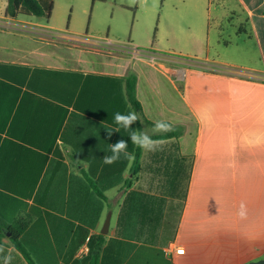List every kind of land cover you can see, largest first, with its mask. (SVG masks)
Segmentation results:
<instances>
[{
	"label": "crops",
	"instance_id": "0c3cea01",
	"mask_svg": "<svg viewBox=\"0 0 264 264\" xmlns=\"http://www.w3.org/2000/svg\"><path fill=\"white\" fill-rule=\"evenodd\" d=\"M166 4L185 12L178 16L183 30L207 36L195 48L206 55H194L201 62L158 43L134 59L126 44L50 36L53 28L33 19L42 17L0 16V28L19 23L31 35L18 47L0 38V217L9 227L29 221L19 241L30 259L10 232L0 235V245L17 250L12 264H88L89 244L103 235L107 217L111 259H130L146 246L161 249L169 264H203L190 259L189 247L198 245L190 215L223 212L228 246L251 249L215 264L264 257V69L209 57L212 39L226 48L227 38L252 39L258 24L264 27V0ZM170 34L177 35L175 26ZM129 75L137 77L143 109L132 128L163 139L160 151L145 152L128 131L116 132L113 114L134 111ZM157 120L173 125L172 138L152 133ZM120 139L134 162L122 157L105 165Z\"/></svg>",
	"mask_w": 264,
	"mask_h": 264
},
{
	"label": "rangeland",
	"instance_id": "374dc122",
	"mask_svg": "<svg viewBox=\"0 0 264 264\" xmlns=\"http://www.w3.org/2000/svg\"><path fill=\"white\" fill-rule=\"evenodd\" d=\"M7 4L8 0H0V16L5 15ZM184 13H175L172 5L166 4V0H148L146 3L142 0H54V9L49 19H33L45 25L49 24L53 28L50 30V36L58 34L78 40L83 38L92 41L91 43L95 41L107 44L111 41L112 45L109 46L112 48L133 43L144 49L158 43L166 52H182L186 56L181 58L201 62L194 55L201 54L202 58L206 55L204 52L199 53L195 48L204 47L207 36L200 39L199 36L183 30L186 24L180 21L178 16ZM21 17L26 18L23 15ZM22 26L16 23L9 29L0 28V38L9 39L11 47H18L20 41H26V38L31 36L24 33L30 30ZM172 26L177 29L176 36L170 34ZM258 29L257 33H253L252 39L236 40L234 36L227 38L231 46L226 48L223 44L220 47L215 45L216 39H212L209 57L228 64H240L249 69H264V27L258 24ZM23 35L27 37L24 38ZM83 39L80 40L86 42ZM28 43L31 42L28 40ZM185 45L192 46L197 53L184 50L181 46ZM190 216L194 217L191 226L198 235V245L189 247V252L192 253L190 259H199L203 264H215L226 259H242L251 249L228 246L225 212L218 215L208 213L200 217L192 214ZM108 219L109 217L106 222ZM261 260H264V257Z\"/></svg>",
	"mask_w": 264,
	"mask_h": 264
},
{
	"label": "trees",
	"instance_id": "16d2710c",
	"mask_svg": "<svg viewBox=\"0 0 264 264\" xmlns=\"http://www.w3.org/2000/svg\"><path fill=\"white\" fill-rule=\"evenodd\" d=\"M54 9V0H8L6 8V16L12 19H16L19 16L30 17H46L50 18ZM127 96L134 111L138 114H143L142 105L137 98V77L135 75H129L125 78ZM152 124V123H150ZM172 133L166 135L167 138H172ZM17 220L15 227H9L8 224L0 217V235H6L11 233V239L15 242L16 248L21 250L28 259H30L28 253L25 251L23 245L19 239L28 227L29 221H23L19 225ZM23 224V226H22ZM19 227V229L17 228ZM91 258L86 259L88 264H169L167 259H164V253L159 248H152L142 246L138 248L136 253L130 259H111L113 257V243H106L105 236L99 235L90 242Z\"/></svg>",
	"mask_w": 264,
	"mask_h": 264
},
{
	"label": "clouds",
	"instance_id": "9594fccd",
	"mask_svg": "<svg viewBox=\"0 0 264 264\" xmlns=\"http://www.w3.org/2000/svg\"><path fill=\"white\" fill-rule=\"evenodd\" d=\"M259 7L264 8V4L259 5ZM113 120L118 126L116 132L119 131V128H123L125 131L129 132L128 136L132 145H135L145 152L162 150L164 145L163 139H153V137L147 132L138 131L132 128V125L140 120V117L136 112L132 111L127 114L116 112L113 114ZM174 130L173 125L165 120L155 121L151 129L153 134H166ZM109 136H111V133H109ZM128 146V141L124 139H120L116 143L111 144V155H105L103 157V163L105 165H112L123 157L128 161L129 165H131L135 160V155L128 151ZM243 208L244 206L241 205V215H243ZM16 251L17 250L14 246L5 247L4 245H0V260H2V264H12Z\"/></svg>",
	"mask_w": 264,
	"mask_h": 264
},
{
	"label": "built area",
	"instance_id": "2783aa9c",
	"mask_svg": "<svg viewBox=\"0 0 264 264\" xmlns=\"http://www.w3.org/2000/svg\"><path fill=\"white\" fill-rule=\"evenodd\" d=\"M107 45L108 46L112 45V42L108 41ZM127 46L134 59L141 58V57H147L148 52L145 49H140L137 45H134L133 43H129L127 44ZM148 60L150 63L155 64L156 66H158V62L160 61V59H157L155 56H152V55L148 56ZM88 253H89V248L86 247L82 249V251L80 252V255L83 257Z\"/></svg>",
	"mask_w": 264,
	"mask_h": 264
},
{
	"label": "water",
	"instance_id": "95a60500",
	"mask_svg": "<svg viewBox=\"0 0 264 264\" xmlns=\"http://www.w3.org/2000/svg\"><path fill=\"white\" fill-rule=\"evenodd\" d=\"M109 226H110V218L107 220V222L105 223L104 229L102 230L103 235H107L108 230H109ZM249 264H264V260H260L257 262H251Z\"/></svg>",
	"mask_w": 264,
	"mask_h": 264
}]
</instances>
